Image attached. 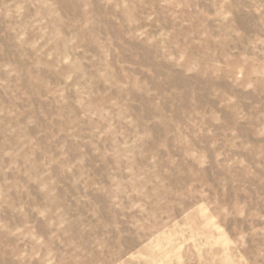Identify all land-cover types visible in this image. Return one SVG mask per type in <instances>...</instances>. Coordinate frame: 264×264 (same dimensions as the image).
I'll return each mask as SVG.
<instances>
[{
    "label": "rangeland",
    "instance_id": "rangeland-1",
    "mask_svg": "<svg viewBox=\"0 0 264 264\" xmlns=\"http://www.w3.org/2000/svg\"><path fill=\"white\" fill-rule=\"evenodd\" d=\"M0 264H264V0H0Z\"/></svg>",
    "mask_w": 264,
    "mask_h": 264
}]
</instances>
